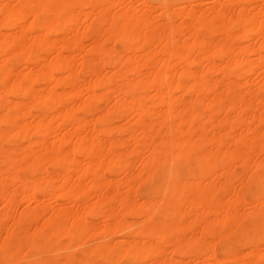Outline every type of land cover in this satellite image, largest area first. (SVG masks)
I'll use <instances>...</instances> for the list:
<instances>
[{"label": "bare ground", "instance_id": "bare-ground-1", "mask_svg": "<svg viewBox=\"0 0 264 264\" xmlns=\"http://www.w3.org/2000/svg\"><path fill=\"white\" fill-rule=\"evenodd\" d=\"M37 2L0 12V259L264 264L261 0Z\"/></svg>", "mask_w": 264, "mask_h": 264}, {"label": "snow or ice", "instance_id": "snow-or-ice-1", "mask_svg": "<svg viewBox=\"0 0 264 264\" xmlns=\"http://www.w3.org/2000/svg\"><path fill=\"white\" fill-rule=\"evenodd\" d=\"M58 7V5L55 4H49V3H42L37 2V0H32V2L27 3H20V4H13V5H3L2 8H0V12H3L4 14L10 16L11 18H15L19 20L22 16L25 17L24 23L26 24L28 20H31L33 25L39 20L41 23L46 22L50 17L48 15L42 14L39 12V9H55ZM67 7V6H65ZM144 8H147L148 5H144ZM261 9V17H260V25L261 29L264 30V0H261L260 4ZM119 23H123V20H121ZM261 53L264 55V46L261 48ZM261 146H262V155H264V136L261 137ZM260 187H261V201L264 202V169H261L260 171ZM260 231H261V246L264 247V203H262L261 206V213H260ZM250 227V225L247 224H239L237 227V231L233 233V236L231 239H234L241 235V233ZM201 243H208L210 244L212 241L206 240L203 237L201 238ZM222 242V241H217ZM34 244L35 241H32ZM4 253V258L0 259V264H121L120 261L116 260H82V261H75V260H35V261H29V260H17L15 258H9L11 253L15 252V248H9L5 247L2 249ZM123 264H131L130 261L125 260ZM136 264H141L140 261H136ZM150 264H157L156 261L150 262ZM163 264H168L167 261H164ZM211 264H215V262H211ZM236 264H240L239 261L236 262ZM247 264V262H245Z\"/></svg>", "mask_w": 264, "mask_h": 264}, {"label": "rangeland", "instance_id": "rangeland-1", "mask_svg": "<svg viewBox=\"0 0 264 264\" xmlns=\"http://www.w3.org/2000/svg\"><path fill=\"white\" fill-rule=\"evenodd\" d=\"M173 2L174 7L178 5L180 7L181 5L183 6L186 0H169ZM211 1V0H209ZM133 3L137 4L138 2L132 1ZM180 5V6H179ZM47 205L49 207H53V193H41L36 195V198H33L31 195L23 196V195H18L15 198L14 205L17 206L18 208L16 209L17 214L21 213L22 210H24L26 207H34L36 205ZM3 207V202H0V211ZM20 211V212H19ZM19 212V213H18ZM81 249V248H79ZM78 249V250H79ZM87 249V247H84L83 250ZM50 256H53L51 254Z\"/></svg>", "mask_w": 264, "mask_h": 264}]
</instances>
